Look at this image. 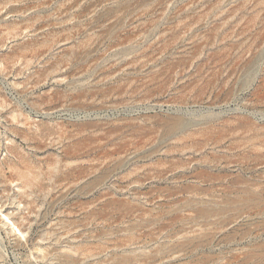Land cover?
Segmentation results:
<instances>
[{"label": "rangeland", "instance_id": "374dc122", "mask_svg": "<svg viewBox=\"0 0 264 264\" xmlns=\"http://www.w3.org/2000/svg\"><path fill=\"white\" fill-rule=\"evenodd\" d=\"M0 264H264V0H0Z\"/></svg>", "mask_w": 264, "mask_h": 264}]
</instances>
